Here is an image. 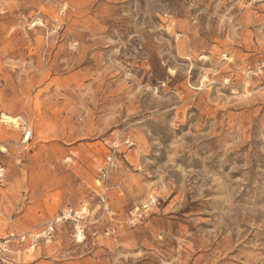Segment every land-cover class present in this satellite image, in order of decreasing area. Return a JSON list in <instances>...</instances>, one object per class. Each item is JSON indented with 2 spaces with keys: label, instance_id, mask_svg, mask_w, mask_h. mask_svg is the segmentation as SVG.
I'll return each instance as SVG.
<instances>
[{
  "label": "rangeland",
  "instance_id": "1",
  "mask_svg": "<svg viewBox=\"0 0 264 264\" xmlns=\"http://www.w3.org/2000/svg\"><path fill=\"white\" fill-rule=\"evenodd\" d=\"M259 59L264 0H0V264H264Z\"/></svg>",
  "mask_w": 264,
  "mask_h": 264
},
{
  "label": "built area",
  "instance_id": "2",
  "mask_svg": "<svg viewBox=\"0 0 264 264\" xmlns=\"http://www.w3.org/2000/svg\"><path fill=\"white\" fill-rule=\"evenodd\" d=\"M239 72L245 79H252V78L264 79V60L259 59L254 63H246L241 67ZM32 137L33 134L30 128L22 129L20 144L23 146L29 145L32 141ZM113 154L114 151L106 158L105 167L102 169L98 179V184L102 187L104 191H107L108 189L117 188L116 184L109 183V175L112 168ZM2 171L3 169L0 168V183H1ZM102 202L105 203V199H103ZM75 217L77 218V212H73L71 209L61 210L60 213L53 220L49 221L45 225L42 232L34 233L31 235V245L29 249H33L36 243L40 240H45V241L50 240L55 233L57 224L72 220ZM113 233H114V229L111 228H107L105 231L106 236L112 235ZM17 238L19 239V244L22 245L25 241V236H20ZM8 242L9 241H3L2 243H0V255L6 251Z\"/></svg>",
  "mask_w": 264,
  "mask_h": 264
},
{
  "label": "bare ground",
  "instance_id": "3",
  "mask_svg": "<svg viewBox=\"0 0 264 264\" xmlns=\"http://www.w3.org/2000/svg\"><path fill=\"white\" fill-rule=\"evenodd\" d=\"M0 123L2 124H12L13 126L17 127L18 126V120L16 118H12L10 116H7V115H1L0 117ZM1 151L2 152H5V149L1 147ZM76 236H77V240L78 241H82L83 240V234L80 230H77V233H76Z\"/></svg>",
  "mask_w": 264,
  "mask_h": 264
}]
</instances>
